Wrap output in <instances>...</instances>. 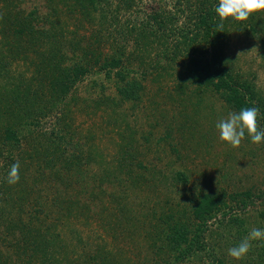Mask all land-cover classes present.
Listing matches in <instances>:
<instances>
[{"label": "rangeland", "instance_id": "rangeland-1", "mask_svg": "<svg viewBox=\"0 0 264 264\" xmlns=\"http://www.w3.org/2000/svg\"><path fill=\"white\" fill-rule=\"evenodd\" d=\"M54 2L53 6L49 0H0V100L39 94L41 108L56 109L39 117L38 135L44 137L53 129L56 139L51 150L61 136L67 148L69 143L66 153L82 156L69 166L56 163L52 173L46 170L38 208L57 216L53 209L63 206L70 213L58 228L62 244L60 250H51L53 264H62L60 260L63 264H263L257 245L241 260L228 256V249L238 244H231L228 235V213L235 211L227 207L209 220L199 247L187 250L183 244L174 250L168 237L174 221L169 215L179 223H191L189 229L198 222L190 214L195 196L206 193L223 203L228 194L264 190V144L251 143L247 135L238 148L219 140L216 123L239 112L227 103L229 92L205 80L195 81L183 45L177 54L168 53L167 44L180 40L178 32L188 21V6L195 9L194 0H183L187 14L181 16L170 0L134 1L131 8L120 0H102L101 8L87 18L74 8L67 12V0ZM173 12L178 21L170 27L167 17ZM153 14L164 25L159 29L157 22L154 28L141 25ZM18 21L23 34L17 33ZM60 32L63 46L55 52L51 43ZM71 42L89 46L90 52L73 55ZM219 44L223 65L264 99V11L244 22L228 19ZM112 57H121L128 65L125 79L140 82L139 100L121 97L125 80L103 69ZM54 62L65 70L64 93L45 76ZM75 64L80 73L66 77ZM50 95L54 100L49 104ZM60 112L67 118L57 123ZM0 149L4 156L5 149ZM103 180L105 185L100 186ZM226 201L233 205L231 199ZM256 202L259 205L260 200ZM254 210L251 206L239 211L251 228H256ZM20 252L4 250L3 256L16 264ZM40 262L36 257L31 264Z\"/></svg>", "mask_w": 264, "mask_h": 264}, {"label": "trees", "instance_id": "trees-1", "mask_svg": "<svg viewBox=\"0 0 264 264\" xmlns=\"http://www.w3.org/2000/svg\"><path fill=\"white\" fill-rule=\"evenodd\" d=\"M49 1L53 2V6L57 4L54 2L55 0ZM67 1H70V3L66 2L68 7L67 12L72 13V8H74L80 15L85 16V18L90 16L92 11H97L103 5L102 0ZM120 1L121 5L125 8H131L130 3L134 1L135 3L140 2V0H129V2L127 0ZM170 1L177 7L176 11H178L180 16L181 14H187L181 5L183 0ZM185 1L191 2V0H184V3H186ZM194 3L195 9L188 6V10L190 11L189 15L186 16L188 21L183 23V27L181 26V30L178 32L180 40L172 46L167 44L168 53L170 55L173 53L177 54L178 51L176 49H179L181 47L180 45H183L186 50L185 56L188 58L187 67L191 74L194 73L197 75L195 81L205 80L208 84L214 85L218 90L228 91L229 94H227L226 101L237 111H240L242 108H259L258 125L264 130L263 97L255 93L251 84L239 82L237 76L232 74L229 68L221 62L225 60L223 46L219 44L223 32H219L220 29L217 27L219 19L214 12L218 0H194ZM121 5L120 7H122ZM47 7L49 6L45 8ZM139 12L141 13V10H137L138 14ZM178 13H170L167 17L170 21V27H173L177 23ZM72 17L70 16L71 19ZM158 17V14L146 16L147 20L145 19V22L140 23L144 27L147 25L154 28L153 23L157 22V29H159V25H164V23L159 21ZM74 20H79V18H74ZM18 26L19 30H17V33L23 34V24L18 21ZM227 26L228 20L224 22L223 30ZM54 37L55 42L54 44L51 43V49L55 50V52H60V47L63 46L62 39L64 35L60 32V34H54ZM202 42L205 43V47H201ZM70 45L73 55L81 51L90 52L89 46L87 48L85 46L79 47L78 44L76 45L73 42ZM204 53L207 54L204 55ZM127 66L121 57H112L109 62L103 65V69L109 74L114 73L119 80H125V84L119 89L121 97L137 101L140 99L139 93L142 86L136 80L125 79ZM64 71L59 63L54 62L49 63V72L45 74L48 79H54V84H59L58 90L60 93H64L68 88L66 79L61 78ZM77 73L80 72L75 64L71 68L69 67L65 75L67 77L69 75L71 76V74L77 75ZM55 95L64 97L67 94ZM10 97L11 100L3 98L0 100V147L6 151L3 156L2 150L0 149V164H2L0 167V264L15 263L10 258L3 256L4 250H21V259L16 264L35 263L36 257H40V264H53L55 259L51 257V250H60V243L62 244L58 228L64 225L63 220L69 217L70 213L65 212L63 206L53 209L58 214L57 216L53 214L52 210L47 212L38 208L42 206V198L40 197L42 194L41 191L46 186L45 179L46 175H48L46 170L52 173V169H54L56 163H61L62 166H69L74 160H81L82 156L66 153L67 149H69V143L67 148V142L65 140L63 141L61 136L58 138L60 143L58 142L54 145L51 150L52 143L56 139L53 138L55 136L53 129L48 134H45L44 137H42L43 135H38L39 131L37 129L40 128V122L42 121L39 117L41 115L53 114V110L56 109L55 107H49L48 105L44 108V105L41 108L38 105L41 98L39 94H14ZM53 100L54 97L50 95V100L47 101L50 104ZM54 102L57 103L59 101ZM57 115V123L65 121L67 118V115L61 112ZM23 143L27 145L26 148L23 147ZM262 143L264 144V142ZM16 161L20 163V180L15 185H9L6 182V177L10 166ZM33 164L35 168L32 167ZM127 164L129 165V163ZM137 166L143 168L140 162ZM105 174L101 177L107 176ZM130 174L129 177L131 176ZM181 175L184 181L187 182V177L184 174ZM97 176L100 175L94 174V178H97ZM109 178L106 177L105 179L109 180ZM17 185L20 186L19 189L16 188ZM103 185H105L104 180L100 186ZM199 196L200 198L198 199L197 197ZM199 196L194 197V200L197 202L193 204L194 207L191 208V211L189 209L190 214L193 216L192 218L198 221L194 223L193 230L188 228L191 223L187 222L182 224L176 220L174 215L168 216V219H174L171 222L170 235L168 236L171 240L172 249L180 250L183 244L189 246L187 250L193 249L192 247H199L197 245L203 238L204 233L208 230L209 220L215 218L217 213L225 207L235 211V214L228 213V219L226 220L228 223V235L233 239L231 244H239L252 229L246 218L239 213L240 208L243 209L251 206L256 208L253 212L255 216L254 224L256 228L264 229V190H259L257 194L255 193V189H249L233 195L228 194V196L222 199L223 203L215 202L206 193ZM228 199L234 201L232 202V206L228 205V201H226ZM256 200H260L259 205ZM255 204L258 206H255ZM159 220L163 222V215L160 216ZM230 239L228 243L231 241ZM252 245H257L261 249L259 258L263 259L264 241H253ZM60 261L63 264V261ZM260 262L264 264V260ZM58 264H60L59 261Z\"/></svg>", "mask_w": 264, "mask_h": 264}, {"label": "clouds", "instance_id": "clouds-1", "mask_svg": "<svg viewBox=\"0 0 264 264\" xmlns=\"http://www.w3.org/2000/svg\"><path fill=\"white\" fill-rule=\"evenodd\" d=\"M264 11V0H218L214 12L219 19L217 27L223 32L224 22L228 19L244 22L257 12ZM259 108H242L239 112H230L226 118L216 123L219 140L238 148L247 135L251 143L259 145L264 142V130L258 125ZM20 163H13L8 171L6 182L15 185L20 180ZM218 178V177H217ZM253 241H264V229L252 228L241 242L228 249V256L235 260L243 259L252 248Z\"/></svg>", "mask_w": 264, "mask_h": 264}]
</instances>
